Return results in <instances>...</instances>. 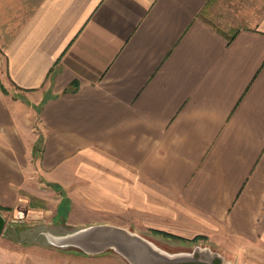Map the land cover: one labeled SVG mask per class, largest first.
Segmentation results:
<instances>
[{
  "label": "crops",
  "instance_id": "1",
  "mask_svg": "<svg viewBox=\"0 0 264 264\" xmlns=\"http://www.w3.org/2000/svg\"><path fill=\"white\" fill-rule=\"evenodd\" d=\"M34 180L264 264V0H0V208ZM34 230L0 264H122Z\"/></svg>",
  "mask_w": 264,
  "mask_h": 264
},
{
  "label": "rangeland",
  "instance_id": "2",
  "mask_svg": "<svg viewBox=\"0 0 264 264\" xmlns=\"http://www.w3.org/2000/svg\"><path fill=\"white\" fill-rule=\"evenodd\" d=\"M217 24L224 26L222 22ZM96 184L95 181H72L61 184L53 181L34 180L31 187L32 193L24 194L26 196H22L23 200H20L16 205L0 208L7 220L2 233L7 236L15 233L19 237L22 236V230L26 226H32V228H37L34 231L38 235L30 240L44 244L48 243L45 234L47 231L53 234H64L106 223L125 227L149 239L156 247L170 253L189 252L196 246H207L212 250H218L219 246L214 243L210 244L211 241L206 238L194 237L185 240L157 233L148 227V204L145 202V200L148 201V197L137 198L136 210L133 207H128L129 205L109 202L108 205H103L105 209L103 211L101 199L98 197L99 193L96 191ZM83 188L84 191H82ZM23 209H25L23 216L18 217L17 214ZM64 248L81 251L75 246H65ZM104 252L115 251L107 249ZM122 260V264H129L123 257Z\"/></svg>",
  "mask_w": 264,
  "mask_h": 264
},
{
  "label": "water",
  "instance_id": "3",
  "mask_svg": "<svg viewBox=\"0 0 264 264\" xmlns=\"http://www.w3.org/2000/svg\"><path fill=\"white\" fill-rule=\"evenodd\" d=\"M24 211L17 216L22 217ZM6 217L0 211V235L6 226ZM47 242L57 246H75L85 253H101L113 249L129 264H232L220 251L207 246H196L189 252L170 253L149 239L129 229L113 224H96L64 234L45 232Z\"/></svg>",
  "mask_w": 264,
  "mask_h": 264
},
{
  "label": "trees",
  "instance_id": "4",
  "mask_svg": "<svg viewBox=\"0 0 264 264\" xmlns=\"http://www.w3.org/2000/svg\"><path fill=\"white\" fill-rule=\"evenodd\" d=\"M35 228V227H34ZM37 229V228H36ZM155 232H157V233H161V234H166V235H168V236H173V237H176V238H179V237H177V236H174V235H171V234H167L166 232H161V231H155ZM180 239H182V238H180Z\"/></svg>",
  "mask_w": 264,
  "mask_h": 264
}]
</instances>
